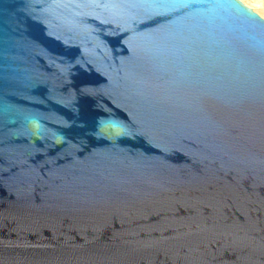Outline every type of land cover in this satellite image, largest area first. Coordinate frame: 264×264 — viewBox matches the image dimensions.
Wrapping results in <instances>:
<instances>
[{
    "label": "water",
    "instance_id": "water-1",
    "mask_svg": "<svg viewBox=\"0 0 264 264\" xmlns=\"http://www.w3.org/2000/svg\"><path fill=\"white\" fill-rule=\"evenodd\" d=\"M0 264H264V18L0 0Z\"/></svg>",
    "mask_w": 264,
    "mask_h": 264
},
{
    "label": "bare ground",
    "instance_id": "bare-ground-1",
    "mask_svg": "<svg viewBox=\"0 0 264 264\" xmlns=\"http://www.w3.org/2000/svg\"><path fill=\"white\" fill-rule=\"evenodd\" d=\"M244 3L253 7L259 15L264 17V0H243Z\"/></svg>",
    "mask_w": 264,
    "mask_h": 264
},
{
    "label": "rangeland",
    "instance_id": "rangeland-1",
    "mask_svg": "<svg viewBox=\"0 0 264 264\" xmlns=\"http://www.w3.org/2000/svg\"><path fill=\"white\" fill-rule=\"evenodd\" d=\"M243 3H244V1L243 0H241ZM246 6H248V7H251V6H249V5H247L246 3H244ZM253 10L255 11V9L253 8ZM255 12H257V11H255ZM259 14V13H258ZM261 16V15H260ZM262 17V16H261ZM264 18V17H263Z\"/></svg>",
    "mask_w": 264,
    "mask_h": 264
}]
</instances>
